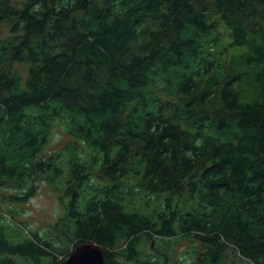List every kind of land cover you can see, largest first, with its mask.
<instances>
[{"label":"trees","instance_id":"16d2710c","mask_svg":"<svg viewBox=\"0 0 264 264\" xmlns=\"http://www.w3.org/2000/svg\"><path fill=\"white\" fill-rule=\"evenodd\" d=\"M0 23V190H66L48 228L0 212V264L88 241L264 264V0H0Z\"/></svg>","mask_w":264,"mask_h":264},{"label":"rangeland","instance_id":"374dc122","mask_svg":"<svg viewBox=\"0 0 264 264\" xmlns=\"http://www.w3.org/2000/svg\"><path fill=\"white\" fill-rule=\"evenodd\" d=\"M9 28L5 23H0V35L3 37L8 34ZM229 29L226 28V32ZM238 49V48H237ZM18 69H22V65L17 64L15 66ZM64 134L59 129L56 137L47 146L48 151H53L54 148H60ZM43 178H38L35 182L36 189L33 194H30L26 200L11 202L9 197L13 190L5 187L0 190V207L3 216H7L4 209L12 208L19 210L21 213L17 216V219L27 221L31 229H37L39 227L48 228L51 224L58 221V219L65 213V188H56L47 182ZM60 187V184L58 185ZM14 195V194H13ZM189 253H188V251ZM187 251L188 254L182 255ZM194 251H190V247L185 242L177 244L176 253L169 259V264H195L196 257L193 255ZM156 259V256L149 258ZM148 258V259H149ZM147 259V260H148ZM153 261V260H152ZM149 261L148 262H152ZM156 261V260H154Z\"/></svg>","mask_w":264,"mask_h":264},{"label":"water","instance_id":"95a60500","mask_svg":"<svg viewBox=\"0 0 264 264\" xmlns=\"http://www.w3.org/2000/svg\"><path fill=\"white\" fill-rule=\"evenodd\" d=\"M58 264H112L105 260L104 251L95 242H85L79 244L69 255V257ZM203 264V263H196Z\"/></svg>","mask_w":264,"mask_h":264},{"label":"flooded vegetation","instance_id":"af4514ba","mask_svg":"<svg viewBox=\"0 0 264 264\" xmlns=\"http://www.w3.org/2000/svg\"><path fill=\"white\" fill-rule=\"evenodd\" d=\"M148 260H149V261H152V260L154 261V260H156V259H155V257H154V258H149ZM150 263H151V262H150ZM196 263H201V262H196ZM196 263H195V264H196Z\"/></svg>","mask_w":264,"mask_h":264}]
</instances>
